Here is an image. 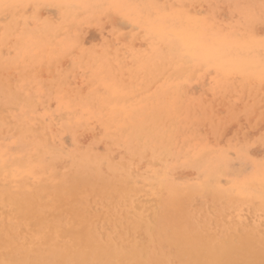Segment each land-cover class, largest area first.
Segmentation results:
<instances>
[{"label": "rangeland", "instance_id": "374dc122", "mask_svg": "<svg viewBox=\"0 0 264 264\" xmlns=\"http://www.w3.org/2000/svg\"><path fill=\"white\" fill-rule=\"evenodd\" d=\"M263 64L264 0H0L1 253L47 255L31 238L53 234L18 221L4 195L58 196L59 241L76 230L68 214L80 234L89 218L100 249L138 259L157 254L172 198L190 237L264 264Z\"/></svg>", "mask_w": 264, "mask_h": 264}, {"label": "bare ground", "instance_id": "6f19581e", "mask_svg": "<svg viewBox=\"0 0 264 264\" xmlns=\"http://www.w3.org/2000/svg\"><path fill=\"white\" fill-rule=\"evenodd\" d=\"M130 1V0H129ZM74 8V7H73ZM97 8V7H96ZM147 9V8H146ZM156 9V8H155ZM148 10V9H147ZM147 10L145 12H147ZM151 10V9H150ZM138 12V11H137ZM150 12V11H149ZM159 12V9H158ZM162 12V11H161ZM145 16V15H144ZM152 16V15H151ZM155 16V15H154ZM143 19V18H142ZM154 20V19H153ZM144 22V21H143ZM172 23V22H171ZM174 23V22H173ZM168 24V23H167ZM170 24V23H169ZM188 26V25H186ZM184 27V26H183ZM216 27V26H215ZM261 28V27H260ZM149 33V32H148ZM164 34V33H163ZM167 35V34H166ZM205 35V34H204ZM169 36V34H168ZM172 36V35H171ZM170 36V37H171ZM164 37V36H163ZM151 38V37H150ZM203 39V38H202ZM151 40V39H150ZM251 41V40H250ZM43 42V41H42ZM153 42V41H152ZM155 42V41H154ZM163 42V41H162ZM207 42V41H206ZM157 43V42H156ZM171 43V42H170ZM174 43V42H173ZM246 43V42H245ZM216 44V43H215ZM214 44V45H215ZM165 46V45H164ZM253 46V45H252ZM233 47V46H232ZM245 48L241 47L240 49ZM251 48V47H250ZM249 48V49H250ZM169 49V48H168ZM192 49V48H191ZM224 49V48H223ZM230 49V48H229ZM237 49V48H236ZM248 49V50H249ZM254 49V48H253ZM257 49V48H256ZM255 49V50H256ZM167 49H164V51ZM206 56H214V52L210 48H204ZM232 50V49H230ZM234 50V48H233ZM232 50V52H233ZM244 50V49H243ZM254 50V51H255ZM180 51V50H179ZM201 51V49H200ZM219 51V49H218ZM251 50H249V53ZM166 52V51H165ZM164 52V53H165ZM168 52V51H167ZM177 52V51H175ZM228 53V51H225V53ZM235 52V51H234ZM241 52V50H240ZM245 51L241 52L242 55H244ZM161 53V52H159ZM163 53V54H164ZM226 53V54H227ZM248 53V54H249ZM158 54V53H157ZM167 54V53H166ZM228 54H231L228 53ZM225 57V55H223ZM238 56V55H237ZM144 57V55H143ZM159 57V56H158ZM182 57V56H181ZM186 57V55H185ZM222 57V56H221ZM232 57V56H231ZM244 57V56H243ZM249 57V56H248ZM251 57V55H250ZM157 58V57H156ZM170 58V57H169ZM235 58V57H234ZM262 58V57H261ZM85 59V58H84ZM142 59V58H141ZM165 59V57H164ZM173 59V58H172ZM171 59V60H172ZM192 59V58H191ZM190 59V60H191ZM213 59V58H212ZM251 59V58H250ZM184 60V57H183ZM215 60V59H214ZM174 61V60H173ZM189 61V60H188ZM187 61V62H188ZM213 61V60H212ZM253 61V60H252ZM259 61V60H258ZM84 62V61H83ZM142 62V61H141ZM161 62V61H159ZM185 62V61H184ZM193 62V61H192ZM198 62V60H197ZM256 62V61H255ZM99 63V62H98ZM174 62H172L173 64ZM176 63V62H175ZM196 63V62H195ZM211 63V62H210ZM220 63V62H219ZM252 63V62H251ZM258 62H256L257 64ZM261 63V61H260ZM100 64V63H99ZM167 64V63H166ZM184 64V63H183ZM213 64V63H212ZM217 64V62H216ZM225 64V63H224ZM105 65V64H104ZM157 65V64H155ZM188 65H191L188 64ZM205 65V64H204ZM211 65V64H210ZM221 65V64H220ZM219 65V66H220ZM243 65V64H242ZM254 65V64H253ZM259 65V63H258ZM261 65V64H260ZM163 66L164 65L163 63ZM230 66V64L228 65ZM227 66V67H228ZM233 66L237 67L238 63L234 62ZM248 66V65H247ZM255 66V65H254ZM264 66V64H263ZM105 67V66H104ZM158 69H161L160 66H158ZM174 67V66H173ZM163 68V67H162ZM178 68V67H177ZM183 68V67H182ZM181 68V69H182ZM206 68V67H205ZM220 68V67H219ZM247 68V67H246ZM204 69V68H203ZM253 69V68H252ZM251 69V71H252ZM262 69V68H261ZM260 69V70H261ZM145 70V69H144ZM157 70V69H156ZM184 70V69H183ZM246 70V69H245ZM163 71V70H162ZM178 71V70H177ZM186 71V70H185ZM255 71V70H254ZM262 71V70H261ZM264 71V70H263ZM145 72V71H144ZM152 72V71H151ZM155 72V71H154ZM159 72V70H157ZM164 72V71H163ZM223 72V71H222ZM244 72V70H243ZM247 72V71H246ZM258 72V70H257ZM102 73V72H101ZM183 73V72H182ZM230 73V72H229ZM235 73V72H234ZM237 73V72H236ZM260 73V71H259ZM244 74V73H243ZM247 74V73H246ZM257 74V73H255ZM254 74V75H255ZM263 74V72H262ZM180 75V74H179ZM252 75V74H251ZM258 75V74H257ZM256 75V76H257ZM260 75V74H259ZM98 76V75H97ZM109 76V75H108ZM178 76V75H177ZM183 76V75H182ZM261 76V75H260ZM195 77V76H194ZM250 77V76H248ZM96 78V77H95ZM256 78V77H255ZM259 78V77H257ZM111 79V78H110ZM152 79V78H151ZM159 79V78H158ZM176 79V78H175ZM252 79V78H251ZM100 80V79H99ZM133 80V79H132ZM161 81V80H160ZM147 82V80H146ZM156 82V81H155ZM262 82H264L262 80ZM142 83V82H141ZM162 83V82H161ZM58 84V83H57ZM135 84V83H134ZM97 85V84H95ZM52 86V85H51ZM57 86V85H56ZM152 86V85H151ZM247 86V85H245ZM10 87V86H8ZM103 88V87H102ZM145 88V87H144ZM51 89V88H50ZM63 89V88H62ZM125 89V88H124ZM133 89V88H132ZM182 89V88H180ZM26 90V89H25ZM24 90V91H25ZM58 90V89H57ZM61 90V89H60ZM122 90V88H121ZM131 90V89H130ZM143 90V89H142ZM53 91V90H52ZM56 91V90H55ZM63 91V90H62ZM124 91V90H123ZM13 92V91H12ZM185 92V91H183ZM99 93V92H97ZM107 93V92H106ZM72 94V93H71ZM77 94V93H75ZM74 94V95H75ZM102 94V93H101ZM105 93H103L104 95ZM97 95V94H96ZM100 95V94H99ZM128 95V94H127ZM98 96V95H97ZM62 95L60 96V98ZM81 97V96H80ZM93 97V96H92ZM101 97V96H99ZM107 97V96H106ZM145 97V96H144ZM165 97V96H164ZM59 98V99H60ZM76 98V97H75ZM115 98V97H114ZM125 98V97H124ZM58 99V98H57ZM75 100L74 98H72ZM78 99V98H76ZM98 99V98H97ZM148 99V98H147ZM81 100V99H80ZM86 100V99H85ZM93 100V99H92ZM99 100V99H98ZM111 100V99H110ZM123 100V99H122ZM129 100V99H128ZM144 100V99H143ZM142 100V101H143ZM170 100V99H169ZM103 101V100H102ZM105 101V100H104ZM103 101V102H104ZM63 102V100H62ZM66 102V100H65ZM72 102V101H71ZM70 102V103H71ZM84 102V101H83ZM88 102V101H87ZM92 102V101H91ZM90 102V103H91ZM110 102V101H109ZM119 102V100H118ZM131 102V101H130ZM96 103V102H95ZM105 103V102H104ZM125 103V100H124ZM123 103V105H124ZM135 103V102H134ZM73 104V103H72ZM75 104V103H74ZM73 104V105H74ZM97 104V103H96ZM116 104V103H115ZM118 104V103H117ZM116 104V105H117ZM32 105V104H31ZM91 105V104H90ZM89 105V108H90ZM148 105V104H147ZM150 105V103H149ZM176 105V104H175ZM18 106V105H17ZM78 106V105H77ZM82 106V105H81ZM131 106V105H129ZM152 106V105H150ZM154 106V105H153ZM34 107V106H33ZM73 107V106H72ZM71 107V108H72ZM83 107V106H82ZM94 107V106H93ZM92 108V107H91ZM127 108V107H126ZM196 108V107H195ZM83 109V108H82ZM94 109V108H93ZM114 108H112L113 110ZM1 110V109H0ZM11 110V109H10ZM31 110V109H30ZM109 110V109H108ZM115 110V109H114ZM76 111V110H74ZM104 111V110H103ZM139 111V110H138ZM197 111V110H196ZM2 112V111H1ZM89 112V111H88ZM100 112V110H99ZM114 112V111H113ZM116 112V111H115ZM175 112V111H174ZM27 113V112H26ZM104 113V112H101ZM107 113V112H106ZM133 113V112H131ZM97 114V113H96ZM108 114V113H107ZM122 114V113H121ZM199 114V113H198ZM101 115V114H100ZM129 115V114H128ZM160 115V114H159ZM61 116V115H60ZM63 116V115H62ZM123 116V115H122ZM77 117V116H76ZM111 117V116H110ZM127 117V116H125ZM8 118V117H7ZM62 118V117H61ZM105 117H103L104 119ZM118 116L115 118L117 119ZM181 118V117H180ZM189 118V117H188ZM36 119V118H35ZM64 119V118H63ZM122 119V118H121ZM120 119V120H121ZM2 120V119H1ZM126 120V119H125ZM130 120V119H129ZM143 120V119H142ZM162 120V119H161ZM190 120V119H189ZM77 121V120H76ZM106 121V120H105ZM116 121V120H114ZM113 121V122H114ZM119 121V120H118ZM201 121V120H200ZM3 122V121H2ZM98 122V121H97ZM108 122H110L108 120ZM112 122V123H113ZM131 122V121H130ZM42 123V122H40ZM118 123V122H117ZM116 123V124H117ZM133 123V122H132ZM135 123V122H134ZM140 123V122H139ZM70 124V123H69ZM138 124V123H137ZM6 125V124H5ZM112 125V124H111ZM115 125V124H114ZM140 125V124H139ZM63 126V125H62ZM165 126V124H164ZM10 127V126H9ZM16 127V126H15ZM38 127V126H37ZM124 127V126H123ZM136 127V126H135ZM19 128V127H17ZM42 128V127H41ZM78 128V127H77ZM110 128V127H109ZM127 128V127H126ZM131 128V127H130ZM151 128V127H150ZM29 129V128H28ZM40 129V128H39ZM51 129V128H50ZM135 129V128H133ZM31 130L32 127H31ZM30 130V131H31ZM65 130V129H64ZM63 130V131H64ZM17 131V130H16ZM34 131V130H33ZM132 131V130H131ZM150 131V129H149ZM3 132V131H2ZM153 132V131H152ZM60 133V132H59ZM1 134V133H0ZM35 134V133H34ZM38 134V133H37ZM51 135V134H50ZM33 136V135H32ZM46 137H48L46 135ZM134 137V136H133ZM198 137V136H197ZM176 138V137H175ZM50 139V138H49ZM42 140V139H40ZM47 140V139H46ZM34 141V140H33ZM49 141V140H48ZM180 141V140H179ZM44 142V141H43ZM42 143V142H41ZM204 143V142H203ZM39 144V143H38ZM48 144V143H46ZM127 145V144H126ZM44 146V144H43ZM51 146V145H50ZM49 146V147H50ZM63 146V145H62ZM34 147V146H33ZM31 147V148H33ZM48 147V149H49ZM52 147V146H51ZM111 147V146H110ZM35 149V147H34ZM47 149V151H48ZM52 149V148H51ZM55 149V148H54ZM54 149H52L54 151ZM64 149V148H63ZM13 150V149H12ZM51 150V151H52ZM57 150V149H56ZM59 150V149H58ZM30 151V150H29ZM38 153V152H37ZM102 153V152H101ZM197 153V152H196ZM7 154V153H6ZM82 154V153H81ZM98 154V153H97ZM27 155V154H26ZM7 156V155H6ZM29 156V155H28ZM32 157V156H31ZM76 157V156H75ZM74 157V158H75ZM100 157V156H99ZM15 158V157H14ZM6 159V158H5ZM12 159V158H11ZM69 159V158H68ZM78 159V158H77ZM89 160V159H88ZM132 160V159H131ZM10 161V160H9ZM20 161V160H19ZM35 161V160H34ZM45 161V160H44ZM67 161V160H66ZM110 161V160H109ZM31 162V161H30ZM39 162V161H38ZM77 162V161H76ZM75 162V163H76ZM6 163V162H5ZM12 163V162H11ZM14 163V162H13ZM26 163V162H25ZM43 163V162H42ZM79 163V162H78ZM27 164V163H26ZM32 164V163H31ZM77 164V163H76ZM7 165V164H6ZM38 165V164H37ZM43 165V164H42ZM53 165V164H51ZM82 165V164H81ZM84 165V164H83ZM121 165V164H120ZM155 165V164H154ZM35 166V165H32ZM195 166V165H194ZM10 167V166H9ZM36 167V166H35ZM44 167V166H43ZM86 167V166H85ZM7 168V167H6ZM24 168V167H23ZM114 168V167H113ZM112 168V169H113ZM30 169V168H28ZM38 169V167H36ZM41 169V168H40ZM87 169V168H86ZM5 170V169H4ZM10 170V169H9ZM46 170V169H45ZM77 170V169H76ZM84 170V169H83ZM88 170V169H87ZM6 171V170H5ZM12 171V170H11ZM44 171V170H43ZM91 171V170H90ZM133 171V170H132ZM14 172V171H13ZM39 172V171H38ZM212 172V171H211ZM219 172V171H218ZM3 173V172H2ZM8 173V170H7ZM11 173V172H10ZM115 173V172H114ZM179 173V172H178ZM208 173V172H207ZM9 174V173H8ZM16 174V173H15ZM39 174V173H38ZM100 174V173H99ZM103 174V173H102ZM218 174V173H217ZM14 175V174H13ZM24 175V174H23ZM51 175V174H50ZM54 175V174H53ZM177 175V174H176ZM261 175V174H260ZM259 175V176H260ZM264 177V174H262ZM3 176V175H2ZM20 176V175H19ZM26 176V175H25ZM45 176V175H44ZM210 176V175H208ZM216 176V175H215ZM258 176V177H259ZM179 177V176H177ZM176 177V178H177ZM8 178V177H7ZM13 178V177H12ZM185 178V177H184ZM257 178V177H256ZM261 178V176L259 177ZM258 178V179H259ZM2 179V177H1ZM22 179V178H21ZM27 179V178H26ZM29 179V178H28ZM31 179V178H30ZM29 179V180H30ZM180 179V178H179ZM213 179V178H212ZM25 180V179H22ZM63 180V179H62ZM209 180V179H208ZM260 180V179H259ZM36 181H39L36 179ZM23 182V181H22ZM21 182V183H22ZM26 182V181H25ZM61 182V181H60ZM63 182V181H62ZM220 182V181H218ZM7 183V182H5ZM17 183V182H16ZM210 183V182H207ZM19 184V183H18ZM23 184V183H22ZM28 184V183H26ZM38 184V183H37ZM48 184V183H47ZM71 184V183H69ZM79 184V183H78ZM2 185V184H1ZM17 185V184H16ZM25 185V184H24ZM51 185V184H50ZM57 185V184H56ZM76 185V184H75ZM174 185V184H173ZM206 185V183H205ZM204 185V186H205ZM208 185V184H207ZM206 185V186H207ZM38 186V185H37ZM44 186V184H43ZM48 186V185H47ZM64 186V185H63ZM73 186V185H72ZM9 187V186H8ZM7 187V188H8ZM11 187V186H10ZM41 187V185H40ZM49 187V186H48ZM61 187V186H60ZM70 187V186H69ZM68 187V189H69ZM76 187V186H75ZM193 187V186H191ZM17 188V187H16ZM20 188H22L20 186ZM184 188V187H183ZM244 188V187H243ZM10 189V188H9ZM61 189H64L63 187ZM79 189V188H78ZM85 189V188H84ZM190 189V188H189ZM27 190V189H26ZM25 190V191H26ZM30 190V189H29ZM72 191V190H71ZM69 190H65L59 195L64 198V195L67 197L70 195L72 197L75 196V192ZM254 191V190H253ZM12 192V191H11ZM19 192V191H15ZM14 192V193H15ZM5 194V193H4ZM34 194V192L32 193ZM163 194V193H162ZM74 195V196H73ZM171 195V194H170ZM2 197V196H1ZM68 197V198H69ZM170 197V196H169ZM16 198V197H15ZM16 201L12 199L11 196L4 195L3 199L7 200L9 203L15 204L16 207L18 208V214H17V220L22 221L23 223H26L27 226L31 228V230L37 231V232H42L43 230L50 231L53 234L48 235V237H44L41 240L38 239L36 232H33V236L31 239L35 237L34 240H36L39 244L38 245H43L46 244L48 247H45L48 249V251H51L49 254L45 255L44 253L37 252L30 254L31 258L29 257L27 253V247H24L22 245H19L16 247L15 250L13 251H8L7 253H1L0 251V264H84L88 261H91L92 264H237L242 260H245V251L242 250V247L240 248H232L228 247L229 244L226 243H216L213 241H205L202 240L201 238H198L196 236L190 237L191 234H195L188 225L183 222V214L181 213V210L177 211L175 210L176 206L181 207V203L177 200H173L172 198L167 199L164 206L163 210L160 214V228H159V234L160 236L153 237L152 241L157 238L156 240L153 241L154 243V248L157 251V254L151 253L147 257H142L144 254L141 252L140 258H134L133 254L130 256L133 258H130L126 250H123L120 248H101L98 247L96 244V240L94 235H92V225L91 221L89 218H87L84 223H82V227L80 231L82 233H78L79 229H77L76 225H79L78 223L76 224L74 219L72 218L71 214H68L67 216V225H70L69 227L73 229H76L73 231L74 233H71V235H67V239L64 241H59L58 235H57V228L60 224V219L53 217L51 215V207L54 206L55 202L59 198L58 196H48L45 198H41L38 195H28L24 196L23 198L20 196ZM66 198V197H65ZM64 198V199H65ZM90 198V197H89ZM123 198V196H122ZM70 200V198H69ZM74 205L76 208L79 207L81 204L78 199L73 200ZM136 205V204H135ZM155 205V202H154ZM176 205V206H175ZM12 206V205H11ZM146 206V205H145ZM157 206V205H156ZM209 206V205H208ZM207 206V208H208ZM149 207V206H148ZM15 208V207H14ZM156 208V207H155ZM51 209V210H50ZM195 210V209H194ZM16 211V210H15ZM74 210H70L69 213H74L72 212ZM109 211V210H108ZM196 211V210H195ZM3 212V211H2ZM85 212V211H84ZM160 212V211H159ZM9 214V213H8ZM147 214V213H146ZM104 215V214H103ZM102 215V216H103ZM52 216V217H51ZM150 216V215H149ZM107 217V216H106ZM83 218V217H82ZM92 218V217H91ZM141 218V217H140ZM185 218V216H184ZM248 218V217H247ZM63 219V218H62ZM81 219V217H80ZM152 220V219H151ZM17 221V222H18ZM62 221V220H61ZM74 221V222H73ZM80 221H83L80 220ZM136 221V220H134ZM249 222V221H248ZM142 223V222H141ZM149 223V222H148ZM147 223V224H148ZM254 223V222H253ZM25 224V225H26ZM116 224V223H115ZM129 224V223H128ZM116 226V225H115ZM138 226V225H137ZM263 226V225H262ZM11 227V226H10ZM153 229V227H152ZM128 230V229H127ZM148 230V228H147ZM146 230V231H147ZM238 231V230H237ZM20 232V231H19ZM100 232V231H99ZM198 232V231H197ZM13 233V232H12ZM148 233V232H147ZM41 234V233H40ZM9 236V235H8ZM63 236V235H62ZM137 236V235H136ZM157 236V235H156ZM12 237V236H11ZM103 238V237H102ZM13 239V238H12ZM30 239V240H31ZM204 239V238H203ZM12 241V240H11ZM132 241V240H131ZM138 241V240H137ZM14 242V241H13ZM117 243V242H116ZM85 247L86 251L80 250V247L82 246ZM17 245V244H16ZM27 245V244H26ZM153 245V244H152ZM168 245V247H167ZM37 246V245H36ZM104 246V245H102ZM2 247V246H1ZM117 247V246H116ZM153 247V246H152ZM255 247V246H254ZM7 248V247H5ZM36 248V247H35ZM136 248V247H135ZM9 249V248H8ZM133 249V248H132ZM154 250V251H155ZM7 251V249H6ZM130 251V250H129ZM139 251V250H138ZM141 251V250H140ZM35 252V251H34ZM128 252V251H127ZM134 252V251H133ZM129 253V252H128ZM148 253V251H147ZM53 254V255H51ZM140 254V253H139ZM146 255V254H145ZM243 264V263H242Z\"/></svg>", "mask_w": 264, "mask_h": 264}]
</instances>
